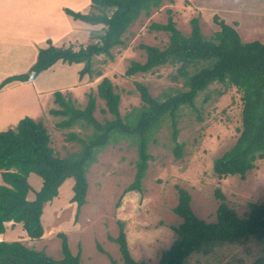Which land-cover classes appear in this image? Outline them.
Returning <instances> with one entry per match:
<instances>
[{
    "label": "rangeland",
    "instance_id": "obj_1",
    "mask_svg": "<svg viewBox=\"0 0 264 264\" xmlns=\"http://www.w3.org/2000/svg\"><path fill=\"white\" fill-rule=\"evenodd\" d=\"M58 1L62 4L68 2ZM56 6V2L49 5L53 10ZM87 11L89 7L81 12ZM62 14L68 23L60 21L58 34L62 35L54 45L77 49L96 41L102 26H90ZM29 16H34L33 22L40 25L45 17L39 11ZM169 16L185 35L190 32V20L196 17L201 34L209 38L218 28L215 18L234 27L242 42H264V0L164 1L149 16L140 15L124 34L123 45L113 47L109 51L110 56L93 57L90 75H84L81 81H77L81 64L57 62L34 81L16 82L5 93L0 92V131L13 128L19 119L26 116L42 121L50 135V146L56 155L63 157L78 150L77 143L66 141V134L73 131L80 135L81 130L78 127H57L62 117L50 112L59 109L56 92L78 109L86 106L88 94H94L93 116L102 123L113 119L109 113L102 112L104 102L96 97V86L103 77L111 81L114 92L119 95L121 118L142 105L136 83L146 86L151 97L158 102L185 91L187 88L181 78L173 79L177 72L175 64L161 65L146 73L125 75L131 61L145 60L141 45L158 48L167 45L168 34L152 29L151 25L164 24ZM49 23H43L44 32L53 31ZM33 28L30 25V35ZM39 42L34 39L39 48L46 45ZM14 44L19 45V42ZM0 48V66H5V71L0 67V72H5L4 76L26 71L36 56L31 43L30 46L12 45V50L5 54L1 53L4 52L3 46ZM219 90L222 89L218 84L209 85L195 98L192 107L183 106L176 112L173 126L171 118L166 117L152 130L146 148L147 167L139 191L124 193L133 181L138 156L136 144L126 137L109 143L98 153L87 171L85 204L79 210L75 203L70 202L73 180L67 179L60 187L59 195L43 206L44 233L40 239H29L19 234L22 229H16L14 239L9 231H5L0 240L15 241L24 237V245L44 250L58 259L61 256V235H64L71 253L79 254L81 264H110L109 258L120 264L118 244L112 239L117 237L121 223L131 257L156 264L160 253L175 238L171 227L181 222L172 211L178 201V187L189 193L190 207L195 216L207 223L215 221V210L220 202L216 192L239 217L245 216L250 203L264 202V158L257 160L255 167L243 178L237 175L218 177L213 172L214 159L234 144L241 124V93L235 87L225 89L220 95ZM173 131L175 138L172 137ZM175 148L179 149L178 156ZM27 180L32 187L27 196L31 200L41 185V179L30 174ZM263 254L264 241L250 237L237 243L216 244L207 252H194L185 264H251Z\"/></svg>",
    "mask_w": 264,
    "mask_h": 264
},
{
    "label": "trees",
    "instance_id": "obj_2",
    "mask_svg": "<svg viewBox=\"0 0 264 264\" xmlns=\"http://www.w3.org/2000/svg\"><path fill=\"white\" fill-rule=\"evenodd\" d=\"M164 1L170 0H90L89 11L83 13L63 8L64 14L74 21L90 26H102L96 41L73 49L72 46H56L46 40L44 47L38 48L35 61L26 71L5 77L0 81V89L12 82L35 80L43 71L55 63L82 65L77 71V81L90 75L92 58L99 55L110 56V50L123 45V36L140 17L149 16ZM216 20L217 30L205 38L200 31L196 17L190 20V32L185 35L175 26L171 17L166 23H154L151 28L168 34L164 48L141 45L145 53L143 62L131 61L125 75L146 73L165 65H177L175 80L181 78L185 91L169 96L158 102L151 97L146 86L136 83L142 105L121 118L118 111L119 95L114 92L111 81L103 77L96 86V97L104 102L103 113L113 119L98 122L93 116L95 95L88 94L83 109L74 107L69 99L55 93L58 110L50 112L62 117L57 122L60 129L78 127L81 134L69 131L66 141L78 144V150L59 157L50 146V135L42 121L31 117L19 119L13 128L0 131V234L5 224L19 223L29 239H40L43 206L58 196L60 186L72 179L70 202L77 210L85 204L88 188L86 174L96 161L98 153L109 143L129 138L137 147V160L132 183L124 189L139 191L147 167L146 148L152 130L166 117L175 124L174 116L183 106L192 107L195 98L207 90L211 84H218L222 90L235 87L241 93L240 128L232 146L213 161L212 169L218 177L237 175L243 178L255 167V162L264 158V42L254 40L242 42L231 25ZM175 138V131H173ZM176 156L179 149L175 148ZM35 174L41 185L34 191L33 198L27 196L32 187L28 176ZM178 201L172 208L181 219L171 227L175 238L160 253L156 264H185L194 252H207L216 244H232L253 237L264 241V202L250 203L245 216L239 217L235 210L223 201L215 210V221L207 223L195 216L190 207V195L178 187ZM120 264H151L135 260L128 250L123 225L119 223L117 237ZM60 258L49 256L44 250H36L19 240H0V264H81L79 254H72L66 237L61 235ZM110 264H119L109 258ZM251 264H264V254Z\"/></svg>",
    "mask_w": 264,
    "mask_h": 264
},
{
    "label": "crops",
    "instance_id": "obj_3",
    "mask_svg": "<svg viewBox=\"0 0 264 264\" xmlns=\"http://www.w3.org/2000/svg\"><path fill=\"white\" fill-rule=\"evenodd\" d=\"M67 1L71 4V6L66 1L64 4H62L58 0L56 1L55 0L54 1H49V0H0V47L3 46V50H4V52H1V53L5 54L6 52H8L9 49L12 50L11 49L12 45L16 47L27 46V45L30 46V43H31L34 49V52L36 49V52H35V55H36L39 47L36 46V44L34 43V39L37 41H40L39 43L44 42L46 44V40H50L52 44H55L54 42L58 40V38H60L62 35V34H58L59 33L58 29L60 28L59 26L60 21L68 23L67 19H65V16L62 14L63 8H69L73 11L81 12L83 11V8L88 9L89 4H90V0H67ZM54 2H56L57 4L55 10L49 7V5ZM35 11H39L40 15L45 16L42 19V25L36 22L34 23L33 18H32L34 16H29ZM45 21L50 22L49 24L53 28L52 32H46V31L44 32L45 25H43V23H45ZM30 25L34 27L33 28L34 30H32L31 32V35H30ZM54 28H56V30H54ZM31 40L33 41L31 42ZM18 42H19V45L14 44ZM2 56L5 57L7 55H2ZM35 58H34V61H35ZM0 67L2 68L3 71H5L4 65ZM3 71L0 72V81L4 79L5 77H7V76H4L5 72ZM15 83L16 82L7 84L2 89H0V92L5 93L10 88V86ZM18 83H22V82H18ZM58 195H59V192H58ZM16 229H18L19 231L22 229L19 223L12 225L11 223L8 222L5 224V231H9V235L13 236L14 231ZM3 233L0 234V239L3 237ZM19 234L23 236L25 235L24 231L23 232L20 231ZM14 238L15 237L13 236V239ZM18 240L22 242L25 239L23 237V238H18Z\"/></svg>",
    "mask_w": 264,
    "mask_h": 264
}]
</instances>
